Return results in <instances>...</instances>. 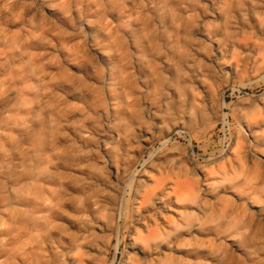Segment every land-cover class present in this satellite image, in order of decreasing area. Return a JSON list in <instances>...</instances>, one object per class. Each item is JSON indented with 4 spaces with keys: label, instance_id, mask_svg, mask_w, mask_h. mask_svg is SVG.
I'll list each match as a JSON object with an SVG mask.
<instances>
[{
    "label": "clouds",
    "instance_id": "1",
    "mask_svg": "<svg viewBox=\"0 0 264 264\" xmlns=\"http://www.w3.org/2000/svg\"><path fill=\"white\" fill-rule=\"evenodd\" d=\"M0 264H264V0H0Z\"/></svg>",
    "mask_w": 264,
    "mask_h": 264
}]
</instances>
